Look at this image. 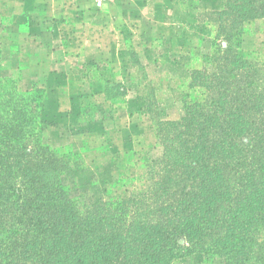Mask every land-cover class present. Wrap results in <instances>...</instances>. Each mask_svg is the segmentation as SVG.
<instances>
[{
    "label": "trees",
    "instance_id": "trees-1",
    "mask_svg": "<svg viewBox=\"0 0 264 264\" xmlns=\"http://www.w3.org/2000/svg\"><path fill=\"white\" fill-rule=\"evenodd\" d=\"M198 16L211 40L207 52L198 41L183 58L189 78L174 95L184 116L161 121L150 110L156 142L159 126L170 136L164 167L147 165L152 199L132 203L145 211L138 221L119 225L126 201L89 206L101 217L85 219L60 183L78 159L44 142L46 91L23 94L17 75L0 77V264H171L192 253L264 264V67L239 54L245 26L264 19V0H223Z\"/></svg>",
    "mask_w": 264,
    "mask_h": 264
},
{
    "label": "crops",
    "instance_id": "crops-1",
    "mask_svg": "<svg viewBox=\"0 0 264 264\" xmlns=\"http://www.w3.org/2000/svg\"><path fill=\"white\" fill-rule=\"evenodd\" d=\"M193 3L112 0L96 9L92 0H0V68L17 75L19 92L38 82L53 102L49 122L76 127L71 136L86 149H147L155 143L150 110L161 121L180 117L183 58L211 40ZM197 5L216 11L223 0Z\"/></svg>",
    "mask_w": 264,
    "mask_h": 264
},
{
    "label": "rangeland",
    "instance_id": "rangeland-1",
    "mask_svg": "<svg viewBox=\"0 0 264 264\" xmlns=\"http://www.w3.org/2000/svg\"><path fill=\"white\" fill-rule=\"evenodd\" d=\"M193 4L196 7V12L192 10V13L194 14L195 12L197 14L196 20H198V15L203 11L198 9L197 0ZM195 43L197 46L198 41ZM201 49L205 53L208 50V46L202 45ZM239 54L244 59L258 60L259 65L264 67V19L252 21L245 26ZM7 74L8 70L2 67L0 69V77L8 76L12 79L16 77L14 72ZM33 88L43 89L38 82L32 84ZM31 90L22 93L25 94ZM43 102L42 118L48 122L43 133L44 142L62 152L70 151L78 159L77 163H71L68 169L60 176V183L66 199L70 203L76 204L80 212L84 213L85 219L93 216V222L101 217L99 211L104 205L120 201H126L125 206L127 208L123 218H120V216L117 218L119 225L146 218L143 216L145 211L140 208H133L132 203L136 200L139 205H142L147 199H152L147 165L152 160H157L159 163L155 167L149 166V171H157V169L164 167V164L160 162L165 154L163 143L166 142L165 138L170 136V133L165 132V128L159 126L163 143H157L155 138L154 145L147 149L125 152V155L114 151L111 156L108 152L86 149L84 143L76 141L74 136H71L76 127H69L68 129L63 118L59 119L55 124L49 122L48 114L53 107V102L47 92L44 94ZM178 103L180 106L179 118H181L184 116V111L182 104L179 101ZM129 153H133L135 156H127ZM92 205H98L101 209L99 210L98 208L91 213L85 212ZM144 206L149 207V209L153 208L152 205ZM103 212H105V209ZM91 214L92 216H90ZM113 215L115 219L118 214L113 213ZM120 219L122 220L120 221ZM263 238L264 229L261 230L259 235V239ZM184 241L186 240L178 238L179 244L187 246ZM62 248L65 250L66 247L62 245ZM43 253L45 252L42 251L41 254ZM19 264H42V261L19 260ZM171 264H225V262L219 258L208 259L202 253H192L172 261Z\"/></svg>",
    "mask_w": 264,
    "mask_h": 264
},
{
    "label": "built area",
    "instance_id": "built-area-1",
    "mask_svg": "<svg viewBox=\"0 0 264 264\" xmlns=\"http://www.w3.org/2000/svg\"><path fill=\"white\" fill-rule=\"evenodd\" d=\"M112 0H92V3L96 9L102 8V6L106 3Z\"/></svg>",
    "mask_w": 264,
    "mask_h": 264
}]
</instances>
